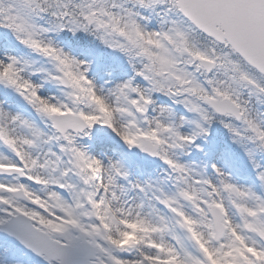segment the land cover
<instances>
[{
  "label": "snow or ice",
  "instance_id": "6c2138e0",
  "mask_svg": "<svg viewBox=\"0 0 264 264\" xmlns=\"http://www.w3.org/2000/svg\"><path fill=\"white\" fill-rule=\"evenodd\" d=\"M0 264H264V0H0Z\"/></svg>",
  "mask_w": 264,
  "mask_h": 264
}]
</instances>
